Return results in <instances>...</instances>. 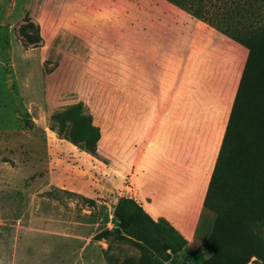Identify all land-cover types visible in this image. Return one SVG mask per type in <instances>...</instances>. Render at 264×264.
<instances>
[{
  "label": "rangeland",
  "instance_id": "obj_1",
  "mask_svg": "<svg viewBox=\"0 0 264 264\" xmlns=\"http://www.w3.org/2000/svg\"><path fill=\"white\" fill-rule=\"evenodd\" d=\"M209 26L245 45H189ZM261 54L264 0H0V264H264ZM165 94L216 126L151 124ZM126 196L160 210L178 253L127 235Z\"/></svg>",
  "mask_w": 264,
  "mask_h": 264
},
{
  "label": "trees",
  "instance_id": "obj_2",
  "mask_svg": "<svg viewBox=\"0 0 264 264\" xmlns=\"http://www.w3.org/2000/svg\"><path fill=\"white\" fill-rule=\"evenodd\" d=\"M211 18L212 17H210L209 20L213 21V19ZM219 31L230 36L237 42L245 45L240 37L238 38L234 36V31H232V29H230L229 27H223L222 30ZM249 49L250 50L248 58L246 60L244 70L241 74V78L238 83L237 91L230 110L228 122L225 127L223 142L216 161L215 170L216 168H220V166L222 165V161L225 158L227 143L231 138H233L231 137L232 134L230 133V130L234 123L235 116L237 115L239 110L237 109L238 102L240 101V99H242L246 84L248 83V77L250 75L251 69V53H255L256 50H258V48L254 45L251 48L249 47ZM261 55L264 57V54ZM259 117H261V115ZM236 137L246 138L248 136L242 133L237 135ZM84 150L93 156L95 155V149L91 147L86 146ZM114 216L125 228L127 235L133 237L135 240L142 243L147 248L153 250L162 260H168L172 255H175L181 250V246L175 240L174 235L171 232H168L163 226H161L158 221L154 220L152 216L142 208L141 204L135 201L133 198H119L115 205Z\"/></svg>",
  "mask_w": 264,
  "mask_h": 264
},
{
  "label": "crops",
  "instance_id": "obj_3",
  "mask_svg": "<svg viewBox=\"0 0 264 264\" xmlns=\"http://www.w3.org/2000/svg\"><path fill=\"white\" fill-rule=\"evenodd\" d=\"M189 45H220L222 47V45H243L239 42H237L236 40H234L233 38H231L230 36L220 32L217 29H214L213 27H208L207 29H205V31L203 32V35L198 39L195 40L193 43H189ZM222 51V49H221ZM236 91H237V87H236ZM235 91V94H236ZM159 96H162V92H160V90L157 93ZM157 95V96H158ZM171 95V94H170ZM169 94H165V96L163 95V97L165 98L164 101H162V103L160 101H158V97L154 96L155 101H150V105H149V111H150V118H149V122L151 124H154V117H152L154 115L155 112V117H156V121H157V125H164V126H185L188 124H195V125H215L216 126V119H215V115L214 112L212 111L214 107H207L206 111L204 113H202V116L204 117H197L195 115V118H189V117H185L184 113H182L181 111L175 112V110H179L178 107L172 105V98H173V94L172 97H170ZM157 100V101H156ZM234 100V99H233ZM233 103V101H232ZM170 106L172 107V111L171 115L170 112L168 111L170 109ZM232 107V105H231ZM231 107L229 109L228 115H227V122H228V118H229V114H230V110ZM198 115V114H197ZM213 117V118H212ZM189 120H193L192 122H190ZM160 121V122H159ZM226 122V124H227ZM179 139V138H178ZM176 139V140H178ZM201 141H206L209 140L210 138L208 137H201L200 138ZM220 139V138H219ZM183 146L178 147V149H182ZM148 150H150V148L147 149V152H149ZM148 154V153H147ZM145 156V155H144ZM142 165H144L145 168H150L151 165L150 163L147 162L146 158H142ZM136 171V169H135ZM151 173H153L154 171H150ZM168 191V190H167ZM127 197V196H126ZM120 197H118L119 199ZM117 201H115L116 203ZM140 203H142L141 205L143 206V208L152 216H159V212L160 210H155V212H151V209L149 210V208L145 207V203H147L146 201H138ZM154 204L153 201H151L150 203H148V206H151ZM156 204H160L158 201L156 202Z\"/></svg>",
  "mask_w": 264,
  "mask_h": 264
},
{
  "label": "bare ground",
  "instance_id": "obj_4",
  "mask_svg": "<svg viewBox=\"0 0 264 264\" xmlns=\"http://www.w3.org/2000/svg\"><path fill=\"white\" fill-rule=\"evenodd\" d=\"M255 151V150H254Z\"/></svg>",
  "mask_w": 264,
  "mask_h": 264
}]
</instances>
